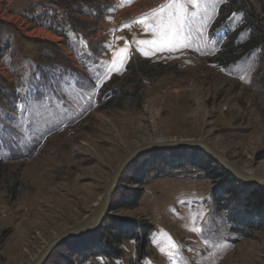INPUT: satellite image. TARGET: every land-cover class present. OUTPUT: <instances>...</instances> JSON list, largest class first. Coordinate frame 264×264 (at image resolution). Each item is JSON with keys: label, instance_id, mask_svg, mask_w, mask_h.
Masks as SVG:
<instances>
[{"label": "rangeland", "instance_id": "obj_1", "mask_svg": "<svg viewBox=\"0 0 264 264\" xmlns=\"http://www.w3.org/2000/svg\"><path fill=\"white\" fill-rule=\"evenodd\" d=\"M157 140L264 169V0H0V264L31 262L93 211L123 156ZM186 149L139 157L100 228L43 264H264V227L231 232L215 161ZM177 154L183 168H163ZM151 166L137 204L117 208L124 177ZM119 220L146 224V240L85 257Z\"/></svg>", "mask_w": 264, "mask_h": 264}, {"label": "trees", "instance_id": "obj_2", "mask_svg": "<svg viewBox=\"0 0 264 264\" xmlns=\"http://www.w3.org/2000/svg\"><path fill=\"white\" fill-rule=\"evenodd\" d=\"M185 150L188 151L186 148ZM158 153V151H151L148 152V155ZM170 153L174 154L176 152ZM181 158L180 154H177L176 156L174 155L173 158H170L169 162H162L163 164L161 165L168 170H181L183 168ZM136 160L128 166L124 171L123 176L125 172L132 167ZM209 167H213L214 169L212 171H207V173H209V175H214V180L222 183L219 192L214 191L213 197L215 198L216 205L218 204L219 206V212L221 211L227 215L230 231L237 235L239 239H247V231L252 229H262L264 227V188H261L258 185H251V188L254 187L256 191L251 190L249 185L235 180L233 175L220 167L216 162L212 161L209 164ZM201 169L206 168L202 167ZM152 174H156L155 166L149 167L147 171L140 170L139 173L131 175L130 179L124 177V180H128L131 183V186H129L130 188L125 189V197H118L117 208L134 207L140 196L136 186L142 185V183L144 184L145 181H147L145 178L147 177V179H150L153 176ZM258 192L259 194H257ZM111 202L113 203L112 200ZM109 225L110 227L106 229V234H104L102 238L92 239V250L85 253V257H115L113 255H116V252H118L117 247H119L124 240H136L137 236H141L143 240H146L149 234L148 226L142 223L134 226L129 222L119 220L112 221ZM104 237H106V240ZM74 253L77 257L84 255L79 251Z\"/></svg>", "mask_w": 264, "mask_h": 264}, {"label": "water", "instance_id": "obj_3", "mask_svg": "<svg viewBox=\"0 0 264 264\" xmlns=\"http://www.w3.org/2000/svg\"><path fill=\"white\" fill-rule=\"evenodd\" d=\"M195 148L204 152L205 155L213 159L220 167L233 175L237 180L245 184H255L264 188V169H255L244 171L234 162L230 161L225 154L211 147L201 140H183L176 142L154 141L150 143H142L130 150L116 164L108 182L101 194L99 201L94 205L93 211L88 214L81 222L69 227L52 238L41 250V252L28 264H43L51 252L62 243L75 239L79 236L86 235L98 229L104 216L107 214L113 193L117 188V184L128 166L141 155L166 149H185Z\"/></svg>", "mask_w": 264, "mask_h": 264}, {"label": "snow or ice", "instance_id": "obj_4", "mask_svg": "<svg viewBox=\"0 0 264 264\" xmlns=\"http://www.w3.org/2000/svg\"><path fill=\"white\" fill-rule=\"evenodd\" d=\"M191 2L195 5L196 0H191ZM195 230H198V229H195Z\"/></svg>", "mask_w": 264, "mask_h": 264}, {"label": "bare ground", "instance_id": "obj_5", "mask_svg": "<svg viewBox=\"0 0 264 264\" xmlns=\"http://www.w3.org/2000/svg\"><path fill=\"white\" fill-rule=\"evenodd\" d=\"M99 201V200H98Z\"/></svg>", "mask_w": 264, "mask_h": 264}]
</instances>
